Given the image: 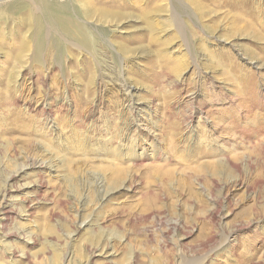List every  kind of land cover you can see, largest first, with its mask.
<instances>
[{
  "label": "rangeland",
  "instance_id": "1",
  "mask_svg": "<svg viewBox=\"0 0 264 264\" xmlns=\"http://www.w3.org/2000/svg\"><path fill=\"white\" fill-rule=\"evenodd\" d=\"M41 1L0 48V264H264V0Z\"/></svg>",
  "mask_w": 264,
  "mask_h": 264
},
{
  "label": "bare ground",
  "instance_id": "2",
  "mask_svg": "<svg viewBox=\"0 0 264 264\" xmlns=\"http://www.w3.org/2000/svg\"><path fill=\"white\" fill-rule=\"evenodd\" d=\"M70 1H72V3H74L75 8L79 11V13L81 14V16L83 18L88 19V20H90V19L96 20V22L98 24L113 25L114 27L118 23H120V20L121 19H123L125 17V13L123 11L129 9L132 6L131 3H128V5L127 4L124 5L125 3L123 4L120 0H117V2H115V4L113 5V7H115L116 9L109 10V9H105L103 7H96L103 0H68L67 1L68 5H69ZM139 2L140 1H138V3ZM34 3H37L39 5V8H40V6L43 5L44 1L43 2L41 0H26L25 1V6L24 7L26 9L24 11L25 13L23 14V17L21 16L23 18L22 24H20L21 25V28L19 26H17L20 29L17 28L19 31L17 33L15 32L16 33V36L20 39V41L16 45H12V46H8L7 45V47H4L2 44H0V45H2V46H0V48H6V49L11 50L10 51V52H12L11 53V56H16V58H18V59L26 51V49L24 47L25 46L24 45L25 44V40H24L23 34H24V29H27L28 24H29V28L31 30H33V32L31 33L32 34V39L31 40H33L32 42H34L33 45L35 44V47L34 48L37 51L36 55L38 54L39 51H41V44H42V41H43L44 38H43V36H41V33H40L42 29H41L40 23L37 21L38 19L36 17H34V15L32 14V11H33L32 4H34ZM67 3L65 2L63 4H61V3L58 4V6H56V8L54 7L55 8L54 9L55 12H60L61 14L64 13V12H66L68 10L65 7V6H67L66 5ZM200 7L198 9H200ZM0 10H1V8H0ZM2 10L4 11L6 9H2ZM14 11H16V10L14 9ZM142 11L143 12L141 13V16H140L141 17V20H142V22L144 21L145 23H147L149 21V17L150 16H149V14L147 12H145V9H143ZM45 13H47V12H45ZM50 14L47 13L46 15L47 16H50ZM10 17H12V16H10ZM10 17H7V15L5 16L2 13H0V24L5 26L6 23H7V21H9L7 19H9ZM52 20L54 22L52 25L55 26V31L57 30L61 35H64L67 39H69L71 41L78 42L80 45H82V46L84 45V46H86L87 49H90L92 51V47L91 46H92L93 43H91L89 41V40H91L90 35H89L88 31H86V29L84 30V27L80 23H78V20L77 21H74V20L69 19L66 16H63V15L62 16H60V15L59 16H56L55 18L52 17ZM11 25H13V24H11ZM100 26H102V25H100ZM7 29H9V28H7ZM1 30L2 29L0 28V42H2L1 41V38L3 37V34H2V31ZM7 32H8V30H7ZM35 50H34V52H35ZM100 51H101V49H100ZM101 53H104V52H101ZM67 56H68V54H67ZM35 59L37 60L38 58H35ZM260 98H261V100H264V93H261L260 94ZM232 166H233L234 169L239 170L238 169V166L234 165L233 163H232ZM214 213H216V212H214Z\"/></svg>",
  "mask_w": 264,
  "mask_h": 264
}]
</instances>
